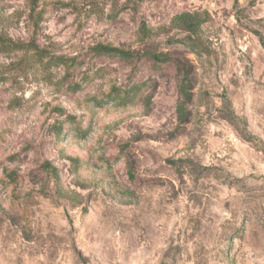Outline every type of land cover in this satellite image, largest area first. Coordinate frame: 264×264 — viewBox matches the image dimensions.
Wrapping results in <instances>:
<instances>
[{"label": "rangeland", "instance_id": "rangeland-1", "mask_svg": "<svg viewBox=\"0 0 264 264\" xmlns=\"http://www.w3.org/2000/svg\"><path fill=\"white\" fill-rule=\"evenodd\" d=\"M0 33V264H264V0H0Z\"/></svg>", "mask_w": 264, "mask_h": 264}, {"label": "trees", "instance_id": "trees-1", "mask_svg": "<svg viewBox=\"0 0 264 264\" xmlns=\"http://www.w3.org/2000/svg\"><path fill=\"white\" fill-rule=\"evenodd\" d=\"M190 15L188 14H183V15H179L176 16L174 18V22L175 23H182L181 25H186L188 27V38H184L183 41L185 43H187V45H191V46H195L196 45V41L194 40L195 37V32H197V26L196 25H191L193 23V18L189 19ZM188 21V22H187ZM5 38L2 35V33H0V47L1 46H6V45H12L11 42L9 41H3ZM96 50V54H105V55H117L123 59H132L134 57L138 58L139 55L135 54L131 51L128 50H123L120 48H116V47H112V46H105V45H99L97 48H95ZM145 54V53H144ZM148 56H150V58L155 62V63H164V62H168L170 61V58L166 55H162V54H155V53H147ZM182 68V67H181ZM190 80L189 78V72L186 69H183V75H182V89L184 90V92H186V87L187 84ZM186 94V93H185ZM126 94H124L123 96H125ZM178 112L179 114L183 113V108L181 106L178 107ZM171 162V161H169ZM172 163V162H171Z\"/></svg>", "mask_w": 264, "mask_h": 264}]
</instances>
